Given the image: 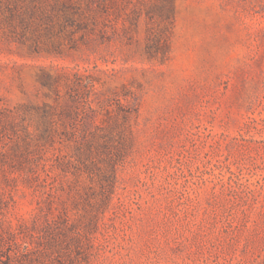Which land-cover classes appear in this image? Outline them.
Returning <instances> with one entry per match:
<instances>
[{
	"label": "rangeland",
	"instance_id": "374dc122",
	"mask_svg": "<svg viewBox=\"0 0 264 264\" xmlns=\"http://www.w3.org/2000/svg\"><path fill=\"white\" fill-rule=\"evenodd\" d=\"M0 0V264H264V0Z\"/></svg>",
	"mask_w": 264,
	"mask_h": 264
},
{
	"label": "trees",
	"instance_id": "16d2710c",
	"mask_svg": "<svg viewBox=\"0 0 264 264\" xmlns=\"http://www.w3.org/2000/svg\"><path fill=\"white\" fill-rule=\"evenodd\" d=\"M9 2H13V4L16 6V8H18V6H21V3L19 2V0H8ZM8 2V4H9Z\"/></svg>",
	"mask_w": 264,
	"mask_h": 264
}]
</instances>
